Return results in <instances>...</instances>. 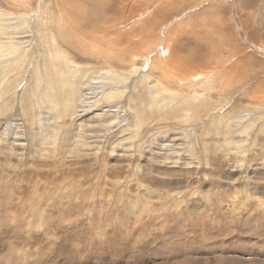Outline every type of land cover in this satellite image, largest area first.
Returning <instances> with one entry per match:
<instances>
[{
  "label": "rangeland",
  "instance_id": "obj_1",
  "mask_svg": "<svg viewBox=\"0 0 264 264\" xmlns=\"http://www.w3.org/2000/svg\"><path fill=\"white\" fill-rule=\"evenodd\" d=\"M74 1L0 0V264H264V0ZM65 58L137 128L35 120Z\"/></svg>",
  "mask_w": 264,
  "mask_h": 264
},
{
  "label": "bare ground",
  "instance_id": "obj_2",
  "mask_svg": "<svg viewBox=\"0 0 264 264\" xmlns=\"http://www.w3.org/2000/svg\"><path fill=\"white\" fill-rule=\"evenodd\" d=\"M68 1H70V0H68ZM73 2L75 3L74 0H73ZM69 3L71 4L72 2H69ZM76 3H77V1H76ZM60 15H61V13H60ZM114 24H115V22H114ZM5 45L10 47L11 43L10 44H5ZM92 45H93V43H92ZM17 53L18 52H16V49L11 54L8 53V52H5V53L1 52L0 53V62H2L1 67H0V75L4 74L5 72H8L7 70H8L9 64H10L9 62L13 61V59H16V55H18L19 59L21 58L22 55L21 54H17ZM14 54H16V55L14 56ZM23 55H25V54H23ZM11 57H12V59H11ZM107 57H108V55H107ZM129 57L131 58V55H129ZM127 59H129V58H127ZM103 61H104V58H103ZM119 62H120V60H119ZM124 63L128 64L127 65L128 67L132 66V62H131L130 59L129 60H125ZM110 64H114V63L112 62ZM58 66H61L60 67L61 69H59ZM84 66H86V65H83V68H85ZM91 67L93 68V66H91ZM150 68H153V66L150 67ZM159 68H161V66ZM83 70H85V69H83ZM83 70H80V68L78 66H76L75 64L69 62L68 58L57 60L56 62H54L53 63V73L51 75H49V76H47V73H44L45 76H43V78H42L41 86H40V90H41V95L40 96L42 97V95H44L46 97V102H45V104L43 106H40V108L38 109V114H37V116L34 119L38 121L41 118V122H42V119H45L48 123L49 122L52 123L55 119L59 120V119L68 118V120H74L75 118L82 116L86 111H88V112L92 113L91 117H93L95 119H99V120H101L102 118L104 120L105 117L109 118V117H111V115H116V117H117V122L116 123L117 124L120 123L121 127L123 126V124H125V125L132 126L133 130L135 128H137V126L139 124L136 121H139L140 117H138L139 119L137 117H132L134 115H131L129 113L130 110L127 111V109H124L126 107L125 104L116 105L115 104L116 101L115 102L113 101L112 103L115 104L116 106H114V108H112V109L108 108L106 110L105 109L104 110H99V109L97 110L95 108V109L91 110V107L97 106L98 102L100 103V101L102 100L101 98L104 95H106V94L109 95V93L112 95L114 92L116 93L117 91L119 93H116V95L119 94V96H120V93H124V90H126L125 89L126 85L129 84L128 83V84L125 85L124 82H126V81H123V77H126V75L125 74L124 75L121 74V75H123V77L121 76L122 77L121 79H117V77H115L113 75H109V74L106 75V74L103 73L104 71L102 72V71H99L97 69H95V70L92 69V71L89 72V73L87 72L88 70L84 71V72H83ZM107 71H109V70H107ZM5 74H7V73H5ZM69 74H72V75H69ZM86 74H88L87 76H89L91 74L90 76H92V79L91 80L84 79L83 77H85L84 75H86ZM180 74H182V75L180 76L179 81L180 80L184 81L183 79H184V77H185L184 75H186V73L185 74L184 73H180ZM140 77L142 78L141 80H143L145 83L148 84V86H147L148 88L147 89H149L151 94H152L151 98L152 97L155 98V96L161 95L160 93L162 91H164V92L166 91L167 92L168 89H169V88L166 89L167 87L165 88L163 86L162 82H161L162 80H164V77L163 76L159 77V76L155 75L153 73V71L150 72V71L147 70V71L143 72L142 75H140ZM186 77H189V76H186ZM128 78H129V76L127 77V80H128ZM166 80L167 79H165V81ZM144 82H143V85H144ZM6 85H7V82H6ZM93 94H95L96 97L93 96ZM104 97H107V96H104ZM111 97L112 96L108 97V99L112 100L113 98L111 99ZM116 99L117 98L114 97V100H116ZM156 99H158V98H156ZM5 101L4 102L1 101V102L5 103ZM151 101L154 102V99L153 100L151 99ZM164 101L166 102L167 100H164ZM166 103H165V105H166ZM2 106H4V104H2ZM129 107H131V106H129ZM3 108L5 110V108H7V106H5ZM3 108H0V112H1V110H3ZM132 109H134V108H132ZM105 112H111V113L110 114L106 113V115H103ZM240 118H242V115L235 116L234 119L237 122L238 120H241ZM108 120H111V119H108ZM104 121L106 122V119ZM60 122H62V120H60ZM99 122H101V121H99ZM13 125L16 126L15 123ZM86 127L93 128L91 125H87V124L82 123L80 121L78 123H76V129H77L76 136L78 135L81 138H87L88 135L83 132ZM124 131H126V130H124ZM134 132H136V130ZM47 136L48 135L43 134L42 137L38 138L39 141H40L39 143H42V141L45 140V139L47 140ZM14 140L15 139H12L11 141H14ZM23 140H24V138H23ZM74 142L75 143H81L82 146H85V147L94 146V144H92V142H89L88 140H78L77 138H75ZM245 199H246V195H245Z\"/></svg>",
  "mask_w": 264,
  "mask_h": 264
}]
</instances>
